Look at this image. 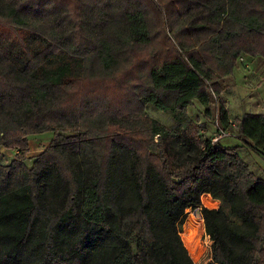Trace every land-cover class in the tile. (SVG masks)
Segmentation results:
<instances>
[{
	"label": "trees",
	"instance_id": "obj_1",
	"mask_svg": "<svg viewBox=\"0 0 264 264\" xmlns=\"http://www.w3.org/2000/svg\"><path fill=\"white\" fill-rule=\"evenodd\" d=\"M243 54L264 58V0H0V264H201L180 236L197 206L207 264H264V176L187 117L214 105L264 153V114L218 98Z\"/></svg>",
	"mask_w": 264,
	"mask_h": 264
},
{
	"label": "rangeland",
	"instance_id": "obj_2",
	"mask_svg": "<svg viewBox=\"0 0 264 264\" xmlns=\"http://www.w3.org/2000/svg\"><path fill=\"white\" fill-rule=\"evenodd\" d=\"M167 31H165L166 33ZM168 34V33H167ZM160 36V35H159ZM157 41H159L157 39ZM245 56V54L241 55ZM255 57V64L257 65V61L259 60L260 66L259 69L260 71L264 70V58L261 56H253ZM240 58V57H239ZM239 58L236 61L235 67L239 69L244 75L246 72L242 69V64L240 65L238 61ZM256 69V67H254ZM263 69V70H262ZM258 70V69H256ZM136 72H132L133 75H135ZM233 72L224 75L218 79V85L220 87V94H219V99L225 103V106H231V109L237 114L234 116H231V121H235L234 117L242 114L244 109L246 107H253L255 109L256 105L260 104L259 102L257 103L258 97V92L255 93L253 92V100H248L249 99V93L250 91L247 90V86L241 85V83H237L235 85L233 81ZM245 79L249 80V77L246 76ZM264 82V81H263ZM113 88V87H111ZM263 92H264V86H263ZM257 103V104H256ZM251 104V105H249ZM249 105V106H248ZM230 110V107H228ZM211 114L206 115L204 112V106L196 99L192 100V103L187 106V117L191 120H194L196 122L202 123L203 128L201 129V133L204 137H212V138H218L221 139L222 137H225L228 134V132L222 131L223 125L220 122V119L218 117V110L215 108L213 105L211 107ZM146 112L150 117H153L157 119L160 123L164 124L168 128H173L177 124L183 122L184 117L180 114L178 111H169V110H160L156 108L153 104L149 103ZM219 128L220 133H218L216 130ZM53 131H46L43 133H36V134H31L28 136V143H29V151L27 153V157L25 159V163L28 167H31L33 160L46 148V146L49 145L51 142V139L53 138ZM211 138V139H212ZM157 139V136L154 137V140ZM229 138L225 137L221 139V142L223 144H226L228 142ZM244 144V143H243ZM240 148V146H239ZM240 150L238 149V153L240 154ZM15 153V150H10L6 149L3 146H0V162L3 164L8 163L12 158ZM245 161V160H244ZM246 162V161H245ZM247 163V162H246ZM252 168L254 169V172L257 173L258 175L263 176V172L252 165ZM216 205L213 201L209 202V205L207 206L202 203L201 200V205L206 206L208 208H216L219 206L220 202L216 201ZM214 205V206H213ZM197 210L193 208H187L185 210V215L183 217L182 223L180 224V229H183V224L187 223L188 225V230L190 231V228H197L198 221L201 222L203 225V219L199 216L198 212H200V206H197ZM193 226V227H192ZM199 226V225H198ZM180 230V232L182 231ZM196 230V229H195ZM200 238V243L204 246V252L202 255H200L197 259H193L192 256L191 258L193 261L201 264H207L208 262L211 261V240L209 235L205 233L204 226H203V233H200L199 235ZM190 254V253H189Z\"/></svg>",
	"mask_w": 264,
	"mask_h": 264
},
{
	"label": "crops",
	"instance_id": "obj_3",
	"mask_svg": "<svg viewBox=\"0 0 264 264\" xmlns=\"http://www.w3.org/2000/svg\"><path fill=\"white\" fill-rule=\"evenodd\" d=\"M255 57H251L249 55H245V56H240L238 61L239 64H242V69L246 72V74L244 75L241 71H239V69L237 67H234L233 69V81L235 83V85L237 83H241V85L243 86H247V90L250 91L249 93V101L253 100V92L255 91V93L258 92V99H257V103L259 102L260 104L256 105L255 109H253V107H246L244 109V111L242 112L241 115L245 114V113H252V114H264V92H263V86H264V70L260 71L259 69V60L257 61V65L255 64ZM254 67H256V69H254ZM248 76L249 80L245 79V77ZM251 102V101H250ZM256 103V104H257ZM251 105V104H249ZM248 105V106H249ZM230 107V110L229 108ZM226 107L229 113V116H234L237 115L232 109L231 106ZM240 115V116H241ZM231 120V118H230ZM228 137L229 140L226 144H223L221 142V139ZM225 137H222L221 139H219V142L222 143L223 145L226 146H240L239 150L241 157L243 158V160H245L247 162V164L249 165L250 169L252 171H254V169L252 168V165L254 167L259 168L262 172H263V176H264V153L262 154L261 152H258L256 150H254L250 145H245L243 144L242 141H240L238 138H236L233 135H227ZM209 195V197L211 199L212 196L207 193ZM218 202H220L218 199H214ZM214 208V207H212Z\"/></svg>",
	"mask_w": 264,
	"mask_h": 264
},
{
	"label": "bare ground",
	"instance_id": "obj_4",
	"mask_svg": "<svg viewBox=\"0 0 264 264\" xmlns=\"http://www.w3.org/2000/svg\"><path fill=\"white\" fill-rule=\"evenodd\" d=\"M198 225L197 228H195L196 230L194 228H190L189 231L187 223H184L183 229L181 228L182 231L180 232L181 239L193 259H197L200 255H202L205 249L204 246L200 243L199 238L200 233H203L204 225L199 221Z\"/></svg>",
	"mask_w": 264,
	"mask_h": 264
},
{
	"label": "built area",
	"instance_id": "obj_5",
	"mask_svg": "<svg viewBox=\"0 0 264 264\" xmlns=\"http://www.w3.org/2000/svg\"><path fill=\"white\" fill-rule=\"evenodd\" d=\"M217 139H218V138H216V137H215V138H212V141H213V142H214V141L216 142Z\"/></svg>",
	"mask_w": 264,
	"mask_h": 264
}]
</instances>
